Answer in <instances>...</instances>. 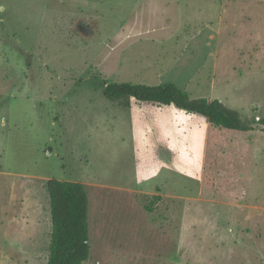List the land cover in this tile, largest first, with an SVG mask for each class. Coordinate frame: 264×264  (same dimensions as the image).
<instances>
[{
  "label": "rangeland",
  "instance_id": "1",
  "mask_svg": "<svg viewBox=\"0 0 264 264\" xmlns=\"http://www.w3.org/2000/svg\"><path fill=\"white\" fill-rule=\"evenodd\" d=\"M105 81H174L253 129ZM50 178L85 185L83 264H264V0H0V264L47 263Z\"/></svg>",
  "mask_w": 264,
  "mask_h": 264
},
{
  "label": "trees",
  "instance_id": "2",
  "mask_svg": "<svg viewBox=\"0 0 264 264\" xmlns=\"http://www.w3.org/2000/svg\"><path fill=\"white\" fill-rule=\"evenodd\" d=\"M104 96L131 106L132 102L174 106L187 113L204 116L215 127L252 130L243 123L239 111L219 99L192 98L174 81L158 84L105 81ZM52 222L46 264H83L90 256L89 198L78 181L50 178L46 182ZM159 198V196H155Z\"/></svg>",
  "mask_w": 264,
  "mask_h": 264
}]
</instances>
